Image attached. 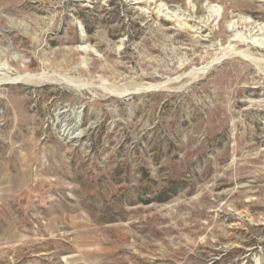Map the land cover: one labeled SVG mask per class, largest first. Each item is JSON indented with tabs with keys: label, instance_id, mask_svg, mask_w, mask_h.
Masks as SVG:
<instances>
[{
	"label": "rangeland",
	"instance_id": "1",
	"mask_svg": "<svg viewBox=\"0 0 264 264\" xmlns=\"http://www.w3.org/2000/svg\"><path fill=\"white\" fill-rule=\"evenodd\" d=\"M257 29L264 0H0V78L83 84L0 79V264H264Z\"/></svg>",
	"mask_w": 264,
	"mask_h": 264
},
{
	"label": "bare ground",
	"instance_id": "2",
	"mask_svg": "<svg viewBox=\"0 0 264 264\" xmlns=\"http://www.w3.org/2000/svg\"><path fill=\"white\" fill-rule=\"evenodd\" d=\"M217 18H218V16H217ZM261 29H257V31H259ZM262 34H264V30L259 31L258 33H255L253 35L251 34L250 37H247V38H249V40L246 39V41L253 42L257 46L264 48V40L258 39V36H257V35H262ZM230 54H231V52L229 54L228 53L222 54L221 56L216 57L212 61H209L207 64H204V65L199 66V67H195L192 70L191 74L197 75V74L206 73L214 64L218 63L219 61L223 60L224 58H227V56H229ZM232 54H238V55H241L243 57H246L247 59L251 60L255 64H259V62L264 61L263 58L257 57L256 55L249 52L247 49L236 50ZM0 79H1V81L4 80L3 83H15V84L19 83V82H22V83H39L42 81H50L53 83L63 82V83H66L68 85H72L74 87H81L83 85L82 83H80L76 79L69 78V77H66L64 75L49 74V73H45V72L27 74L25 76L20 75V76H15V77L5 75V77H2ZM170 80H173V79H170ZM167 85H168L167 82L151 83L149 85L146 84L145 86H139L138 88H136L135 93L140 92V91L149 92V91L161 90V89H165L167 87ZM111 92L120 93L119 96H126L128 93L129 94L134 93V92L129 91L126 88L123 90L122 89L121 90L120 89L119 90H117V89L112 90Z\"/></svg>",
	"mask_w": 264,
	"mask_h": 264
}]
</instances>
